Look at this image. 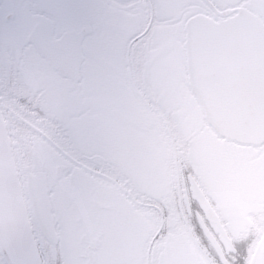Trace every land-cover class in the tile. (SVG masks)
Here are the masks:
<instances>
[{
    "label": "snow or ice",
    "instance_id": "1",
    "mask_svg": "<svg viewBox=\"0 0 264 264\" xmlns=\"http://www.w3.org/2000/svg\"><path fill=\"white\" fill-rule=\"evenodd\" d=\"M218 7L213 0H0V264H44L45 242L66 248L68 215L99 164L129 176L151 164L171 133L131 87L129 67L180 25L191 32L183 46L197 91L187 104L204 135L185 120L166 146L197 168L208 143L220 156L232 153L248 124L245 67L223 39L228 22L198 19ZM200 27L215 39L204 41ZM25 117L30 141L6 143L8 127ZM252 143L259 155L264 136ZM259 238L240 243L231 264H251Z\"/></svg>",
    "mask_w": 264,
    "mask_h": 264
},
{
    "label": "flooded vegetation",
    "instance_id": "2",
    "mask_svg": "<svg viewBox=\"0 0 264 264\" xmlns=\"http://www.w3.org/2000/svg\"><path fill=\"white\" fill-rule=\"evenodd\" d=\"M213 2L219 7L203 14L221 18L219 13L238 8L235 5L241 0ZM242 2L264 21V0ZM187 18L183 17L184 22ZM183 40L180 25L163 33L158 45L138 55L129 67L131 87L145 99L153 114L166 120L171 135L164 137L151 164L138 175L129 176L103 164L95 168L90 186L68 215L66 248L53 249L46 242L42 244L44 264H84L90 251L94 253L93 264H231L239 244L253 233L260 238L253 242L251 264H264V150L256 155L255 146L236 144L230 155L220 156L213 146L212 153L219 160L213 164L209 161L208 167L221 179L211 183L209 174L191 166L186 159L177 158L166 146L177 135V124L186 120L181 106L183 93L195 100L187 84ZM176 52L183 76L172 72L170 75L178 77L179 82L171 86V80L164 76L168 65L162 59L166 54L174 57ZM189 112L192 133L197 135L202 131L195 115ZM7 134L12 143L17 138L28 143L34 135L26 117L13 122ZM193 181L215 211L226 238L200 208L192 191ZM200 219L220 243L224 262L212 246L203 245ZM135 221L140 224L133 232ZM161 222L162 229L156 232ZM183 225L185 235L181 231ZM128 228L126 238L123 235Z\"/></svg>",
    "mask_w": 264,
    "mask_h": 264
},
{
    "label": "water",
    "instance_id": "3",
    "mask_svg": "<svg viewBox=\"0 0 264 264\" xmlns=\"http://www.w3.org/2000/svg\"><path fill=\"white\" fill-rule=\"evenodd\" d=\"M234 12L231 16L229 13ZM223 19L228 22L227 31L223 37L224 41L231 45L239 54V59L245 67V80H246V92H245V106L248 115V124L244 128L242 135L240 136V142L238 144L246 146H255L252 143V139L257 136H264V21L260 16L256 15L247 8H235L226 14H220ZM206 15L202 14L200 19L204 25L210 23L208 20H204ZM235 18L231 20L230 18ZM190 24L189 18L184 22ZM201 38L210 42L215 39L213 34L207 27H200L197 29ZM184 40L190 38L191 32L184 30ZM183 40V41H184ZM185 57V70L187 76V84L191 94L194 98L197 97V91L191 86L190 71H189V50L183 46ZM6 143H9L8 135L4 137ZM192 191L194 197L197 200L200 208L204 212L209 221L217 224L219 230L226 238V233L222 224L220 223L215 211L212 209L210 203L206 199L205 195L199 188V186L193 181ZM97 207H103L101 204H96ZM200 226L205 237L214 247L220 260L224 262L223 253L221 247L215 237L210 233L207 227L200 219ZM162 224L159 226V230ZM94 253L89 252L88 258L84 264H93Z\"/></svg>",
    "mask_w": 264,
    "mask_h": 264
},
{
    "label": "rangeland",
    "instance_id": "4",
    "mask_svg": "<svg viewBox=\"0 0 264 264\" xmlns=\"http://www.w3.org/2000/svg\"><path fill=\"white\" fill-rule=\"evenodd\" d=\"M177 56H178V52H176L174 57H172L169 54H166L165 57H163V59H162V61H163L162 63H164V65L165 64L168 65L167 68L165 69L164 76H165V78L167 80H169V79L171 80V86H175L179 82V80H178L179 78L178 77H172L170 75L172 72H176L178 74V76H180V77L183 76L182 71H181L182 67H181V65H180V63L178 61V57ZM179 93H181V91L177 92V94H179ZM188 97L189 96L184 92L183 93V98H182L183 103L181 104V106H182V109H183V111H184V113L186 115V120H188V118L191 116V113L189 112L190 109H189L188 104H187V101L190 100ZM197 135H204V133L199 132V133H197ZM212 147H213V145L211 143L206 144L205 149H204V151L202 153V158L206 161V164H205L204 167L199 168V169H200L201 172L209 174V176H207L208 181L211 182V183L212 182L214 183V182H217L218 179H221V175L213 173L215 171L209 169V167H208L209 161H212V164H213V162H218V160H219L218 157H216L212 153ZM211 173H213V175ZM139 224L140 223L138 221H135V223L132 226L133 232H135L137 230L136 227H139L138 226ZM184 230L185 229H184V225H183L182 228H181V231L183 232V235H185V231ZM128 232H129V228L126 230V234L123 235V236L128 238L129 237ZM183 245L185 246L186 244L183 243Z\"/></svg>",
    "mask_w": 264,
    "mask_h": 264
},
{
    "label": "trees",
    "instance_id": "5",
    "mask_svg": "<svg viewBox=\"0 0 264 264\" xmlns=\"http://www.w3.org/2000/svg\"><path fill=\"white\" fill-rule=\"evenodd\" d=\"M201 239L203 240V245L210 247L209 243L206 241V239L201 235Z\"/></svg>",
    "mask_w": 264,
    "mask_h": 264
},
{
    "label": "bare ground",
    "instance_id": "6",
    "mask_svg": "<svg viewBox=\"0 0 264 264\" xmlns=\"http://www.w3.org/2000/svg\"><path fill=\"white\" fill-rule=\"evenodd\" d=\"M231 16V15H230Z\"/></svg>",
    "mask_w": 264,
    "mask_h": 264
}]
</instances>
